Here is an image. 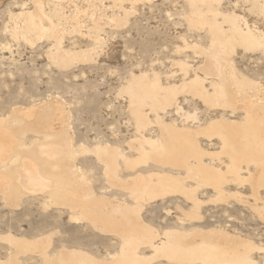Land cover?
<instances>
[{
    "label": "rangeland",
    "instance_id": "1",
    "mask_svg": "<svg viewBox=\"0 0 264 264\" xmlns=\"http://www.w3.org/2000/svg\"><path fill=\"white\" fill-rule=\"evenodd\" d=\"M41 1L46 13L52 8V2L60 6L63 18L58 27L62 35L60 42L51 38L31 37V41L13 38L11 32L19 20L10 15L31 11L33 1L0 0V118L30 109L31 119L13 116L6 126L25 144L39 147L44 153L46 138L62 131L61 124L51 118L58 107L66 122L65 138L75 152L69 164L74 175L85 180V194L92 199L89 205H98L102 213L95 218L98 220L95 225L45 192L25 191L16 203H9L0 193V264L8 259L17 264H62L60 260L70 259L72 253L89 257L95 264H114L123 249L122 239L99 220H124L126 216L113 212L131 208L137 212L138 222L154 233V245L175 233L188 234L191 238L187 240L199 245L203 241L198 233L214 231L222 235L218 241L213 238L217 244L225 241V235L237 243H250L253 250L248 256L255 264H264V186L254 185L250 177L263 169L242 162L239 178L235 180L228 174L230 159L221 151L220 140L203 135L192 137L202 152V163L217 170L224 180L215 188L187 175L179 163L184 152L177 149L170 158L155 155L144 142L146 139L158 141L163 126L195 131L218 119L240 123L247 114L241 108L242 103L209 102L196 95L189 84L198 77L206 94L210 97L214 94L222 82L217 75L204 71L206 59L215 53L225 58L219 53L225 47L213 45L214 35L209 26L194 28L189 24L188 1ZM262 6L264 0H218L213 8L238 16L240 29L245 31L248 27L262 34L264 44V12L259 9ZM125 12H128L126 17ZM116 18H123V22L116 24ZM208 19L220 28L222 38L232 49L226 55L232 69L224 68L225 79L237 78L253 84L245 87L240 97L252 103L257 116L255 128L262 129L264 50L243 46L222 16H208ZM56 49L74 53L90 50L91 54L85 60L59 65L51 58ZM142 75L148 80L156 77L159 88L178 86L174 96L177 105L175 102L170 107L165 105L163 111L145 101L138 106V111L147 123L138 128L134 104L122 90L132 77ZM183 83L187 85L185 88L180 86ZM159 88H155V93L163 100L165 95ZM235 89L234 85L224 91L232 93ZM242 122L243 128H247L249 121ZM46 126L53 129H45ZM166 142L163 140L158 145H167ZM98 145L118 149L115 152L118 157L114 158L115 179L107 176L105 155L95 152ZM13 160L18 166H26ZM11 162L7 164L15 168L16 163ZM187 162L195 165L194 159ZM135 181L147 182L155 193L136 200L128 189ZM160 187L166 190L161 191ZM6 237L44 241L45 256L39 249L17 253ZM136 254L144 262L146 259L145 264H178L162 255L153 256L147 244L139 245Z\"/></svg>",
    "mask_w": 264,
    "mask_h": 264
},
{
    "label": "bare ground",
    "instance_id": "2",
    "mask_svg": "<svg viewBox=\"0 0 264 264\" xmlns=\"http://www.w3.org/2000/svg\"><path fill=\"white\" fill-rule=\"evenodd\" d=\"M32 1L33 8L31 11L24 10L18 14L10 15L12 19L19 20L18 26L15 23L14 29L11 32L12 37L15 39L24 38L26 41H31V37L40 39L51 38L56 40V42H60L62 35L60 34V29L58 27L63 20L60 6L55 4V2H52V5L50 6L52 8L46 13L43 6L45 4H43L41 0ZM187 1L191 7V11L187 17L189 24L194 28L205 25L209 26L208 28L214 35L213 45L225 47L223 52L219 51V53L225 58H222L218 53H215L214 55H207L206 59L207 64L204 71L210 75H217L222 82L216 91H214V94L211 97L206 94L200 85L198 77H195L189 84L194 87L193 90L196 95L201 96L209 102L225 103L226 105L238 102L242 103L244 106L241 108H244L247 112L243 120L246 119V122L249 121V123L247 128L244 129L243 120L240 123H235L218 119L206 123L203 127L196 128L197 130L195 131L188 129L177 130L173 126L172 128L170 127L171 125H168L161 127V135L159 134L160 139L158 141L156 139L154 141L146 139L144 142L151 146L155 155L157 154L170 158L172 153L177 149L184 152L185 155L181 157L179 163L180 166L185 168L187 175L199 180L203 184H211L215 186V188H219L222 184V176L217 170L202 163L200 160L202 152L192 139V137L195 138L198 135L206 136L208 139L217 137L222 145L221 151L230 159L228 174H231L235 180H238L239 165L242 162L253 164L263 169V171H260L257 176H250L253 178V184L264 186V127L262 129L255 128L257 127L255 123L257 121V116L255 115L256 112H253L254 109L251 106L252 103L248 98L240 97L244 92V88L253 87V84L237 81V78H232L230 80L225 79L224 68L230 66L228 69H232V65L226 59L232 49H230L231 46H229L228 42L222 38L220 28L216 27L215 23L208 19V16H222L224 22L229 24L231 32L246 48L264 50V44L262 42L263 36L260 33H254V31L250 30L248 27L245 31L241 30L238 26V16L234 14H223L217 9H214V4L217 3L218 0ZM201 7H205V9H202ZM259 9L261 12H264V6ZM124 15L126 17L128 12H125ZM55 21L57 23H55ZM114 21L119 25L123 22V18H116ZM72 27L74 26L72 25ZM95 38H93V40L97 42ZM57 44L59 45L60 43ZM61 51H57L56 49V52L51 55V58L59 65H67L77 59L85 60V58L91 54L90 50L79 53ZM182 67L186 68L184 65H182ZM158 85L156 77L152 80H148L146 75H142L132 77L122 90L129 95L131 103L134 104L133 114L138 128L143 127L147 123L146 119H144L143 115L138 111V106L142 103L150 101L154 108L161 110L165 105L170 107V105L172 106L173 102H175L174 96L178 86L177 88L175 86L159 88ZM234 85L236 91L233 90L232 93L224 91L225 88ZM180 86L185 88L187 85L183 83V85ZM155 88H159L160 91L164 93L165 97L163 100L155 93ZM179 90L181 89L179 88ZM175 104L177 105L176 102ZM57 108L52 112L51 118L52 121L61 124L62 131L60 133L51 134L46 138L45 145L42 147V150L45 151H43L44 153H41V150L39 151V147L34 148L32 144H25L23 142L24 140L22 141L13 130L6 126L7 121L13 118V116L20 115V117L31 119L33 113H31L30 109L14 111L6 118H0V193L9 203H16L22 196L21 194L25 191L45 192L57 203L77 210L81 218H85L96 225L98 220L95 218L99 217L102 213L101 208L98 205H89V203L92 202V199H90L91 197L89 194H85V180L82 177L74 175L72 171L69 162L72 161L75 152L73 151L70 142L65 138L66 122L62 112ZM178 109L179 108L177 107V110ZM44 128L48 130L53 129L52 126H46ZM163 140L168 141V143H165L167 145H158V142ZM141 142L139 146L142 145ZM32 146L33 148H31ZM82 150L84 151V149ZM116 151L118 152V149L114 150L105 145H98L95 148L97 154L105 155L103 162H105L109 169L107 176L111 179H115L116 159L114 160V158L118 157L115 153ZM12 158L24 162L26 166L23 164L18 166V163H16L17 161L14 162L13 160L11 162ZM189 159H194L195 165L188 163L187 160ZM9 161L11 164L13 162L16 163L15 165L17 166H15V168H13V166L11 167L10 163L7 164ZM11 168L13 169L11 170ZM163 185L164 184L161 183V186ZM165 185L167 186V184ZM128 189L133 195L132 197L136 200L143 199L145 196L151 197V195L155 193H153L147 182L144 183L141 181H135ZM156 189L158 190V187H156ZM169 189L170 188H168V190ZM159 190L165 191L166 187H160ZM219 197H221V195ZM194 204L197 205L198 203L194 201ZM131 209L126 212H121L117 209L113 212V214L118 213L123 217L126 216L124 220H99L108 231L110 230L117 233L122 239L123 249L119 257L115 259L114 264H145L146 259L144 262V258H141L136 254L137 247L142 244L149 245V248L153 252V256L162 255L168 260L178 264H255L248 256L253 250V245L247 242L237 243L233 238L229 239L226 235L224 236L225 241L223 243L218 242L217 244V242H213V238L214 240L216 238L218 241L217 238H220L222 235L221 233L218 234L214 231L198 233L202 239L201 241H203V243L199 245L187 240L189 237L188 234L176 233L166 235L167 239L164 242H161L159 245H154L152 241L154 239V233L138 222L137 212ZM214 235H216V237ZM5 240L14 245L17 253L32 252L33 250L39 249L45 256L46 243L44 241L37 240L34 242H28L24 240H16L11 237H6ZM147 261L149 260L147 259ZM60 262L62 264H95L91 258L80 256L76 253H72L70 259L60 260ZM5 264L17 263H15L13 259H8Z\"/></svg>",
    "mask_w": 264,
    "mask_h": 264
}]
</instances>
